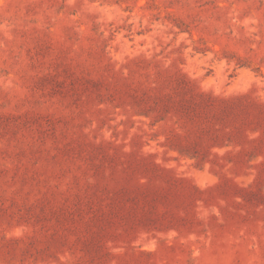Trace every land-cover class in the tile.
I'll return each mask as SVG.
<instances>
[{
  "label": "rangeland",
  "instance_id": "1",
  "mask_svg": "<svg viewBox=\"0 0 264 264\" xmlns=\"http://www.w3.org/2000/svg\"><path fill=\"white\" fill-rule=\"evenodd\" d=\"M0 264H264V0H0Z\"/></svg>",
  "mask_w": 264,
  "mask_h": 264
}]
</instances>
